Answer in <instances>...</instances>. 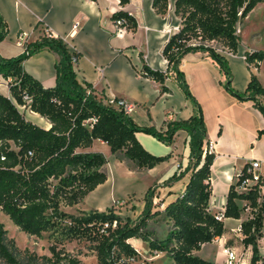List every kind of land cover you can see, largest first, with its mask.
Instances as JSON below:
<instances>
[{
    "label": "trees",
    "instance_id": "obj_1",
    "mask_svg": "<svg viewBox=\"0 0 264 264\" xmlns=\"http://www.w3.org/2000/svg\"><path fill=\"white\" fill-rule=\"evenodd\" d=\"M119 1L122 6L130 3V0ZM260 3L264 0L175 1V14L181 19V27L163 49L168 61L167 72L153 70L145 62L139 72L142 77L161 84L162 93L170 91L165 82L173 73L179 88L195 106L196 112L191 118L169 122L166 131L140 127L123 111L106 105L91 85L80 83L75 66L81 55L71 52L60 38L45 35L26 45L24 53L18 57L0 55V77L14 80L9 87L11 99L52 125L50 129H43L28 121L18 106L0 92V211L31 236H41L56 228L60 220L70 219L67 232L73 238L94 243L99 264H120L124 259L137 257L138 251L130 243L134 237L148 241L152 254L165 253L174 264H213L194 252L225 233L224 221L218 220L210 208L216 155L209 150L204 153L209 139L203 109L179 67L187 54H208L227 78L225 89L240 102H254L264 116V87L253 76L245 92L235 91L229 63L218 52L221 47L229 53H237L238 24ZM153 8L159 15H167L169 0H153ZM112 18L114 22L125 20L128 32L138 28L136 19L128 12L119 11ZM6 36L7 25L0 17V43ZM43 50L59 56L55 66L57 84L53 88H45L23 66L26 60ZM255 59L264 60V53L246 54L248 63ZM180 130L190 137V163L164 185L178 182L188 173L190 179L185 192L164 211V217L170 222L164 240L156 238L154 231L148 228L152 219L162 215L160 211H153L154 187L147 190L144 210L135 221L131 218L122 221L113 208L76 217L60 210L62 205L73 207L82 203L108 178L104 171L109 162L107 157L102 153L78 152L79 149H88L95 140H100L110 147L113 155L133 162L139 170L153 169L168 158L148 152L136 134L145 133L170 145ZM258 134L264 136V129ZM248 167L246 164L236 182L230 185L223 215L226 219L240 220L245 208L241 207V202H245L251 215L241 224L242 243L252 248L251 264H264L259 252V241L264 238V176L250 185L248 191H242L245 181L252 177L247 172ZM6 240V231L0 223V257L8 264H21ZM51 252L52 257H41L43 264H81L62 250L52 247ZM34 260L35 256L27 264H33Z\"/></svg>",
    "mask_w": 264,
    "mask_h": 264
},
{
    "label": "crops",
    "instance_id": "obj_2",
    "mask_svg": "<svg viewBox=\"0 0 264 264\" xmlns=\"http://www.w3.org/2000/svg\"><path fill=\"white\" fill-rule=\"evenodd\" d=\"M175 1L169 0L168 13L163 16L153 8V0H130L125 6L119 0H0V17L7 25V36L0 43V55L3 58H14L23 54L25 48L18 45V38L23 33L26 34V45L41 40L45 35L60 38L71 52L81 55L75 66L80 83L91 85L99 98H125L134 102L137 107L130 117L137 125L166 131L169 122L191 118L196 112L195 106L185 97L173 73L165 82L170 91L162 93L161 84L142 77L139 72L144 62L153 70L167 72L168 61L163 56V49L181 27V19L175 14ZM119 11L131 14L138 24L136 31H127L123 38L117 37L112 18ZM77 23L79 27L75 29ZM261 27H264V3L258 4L239 22L237 53H229L221 47L218 49L229 63L232 88L237 92H245L253 76L264 87V60L258 70L250 69L246 60L247 53H264L259 32ZM58 61L57 54L43 50L26 60L23 66L45 88H53L57 84L55 66ZM179 68L192 95L203 109L208 139L213 144L216 155L214 166L217 161L222 160L221 164L231 173L226 193L221 197L215 195L214 181L212 184L214 194L210 201L211 211L214 214H224L228 189L246 164L254 160L262 161L260 173L264 176V136L260 137L258 134L264 129V116L254 102H240L225 89L227 78L208 54H187ZM3 86L0 87V92L5 96H12L9 88L2 91ZM13 102L22 107L15 100ZM21 113L28 121L43 129H50L52 126L46 118L30 110L26 109ZM136 137L148 152L167 157V161L153 169L135 171L128 166V163L134 164L133 162L119 159L100 140H95L88 149L78 150L102 153L109 161L104 167L107 181L78 204L83 208L82 213L105 212L111 209L115 200L134 194L145 197L147 190L154 187L157 188L154 201L160 205L155 210L164 215L166 207L185 192L190 173L168 186L164 182L176 173L180 174L190 163L188 133L178 131L170 145L145 133H137ZM111 165L114 167L113 173L109 170ZM143 175L149 182L141 187L138 194L136 183L141 182ZM144 206L145 202L142 203V211ZM247 219L244 214L240 220L223 219L225 233L222 237L226 239L222 253L219 252V245L216 247L214 243H210L194 254L213 264H225V250L232 249L238 252L239 264H251L252 248L243 245L241 233L231 232L234 229L237 231ZM228 222H231L230 229L226 225ZM169 228L170 226L168 231ZM234 238L239 239L237 245L232 243L228 246L229 240ZM204 250H208V256L203 255ZM259 252L264 257V238L259 241ZM219 254L223 259H220Z\"/></svg>",
    "mask_w": 264,
    "mask_h": 264
},
{
    "label": "rangeland",
    "instance_id": "obj_3",
    "mask_svg": "<svg viewBox=\"0 0 264 264\" xmlns=\"http://www.w3.org/2000/svg\"><path fill=\"white\" fill-rule=\"evenodd\" d=\"M260 34L262 38V43L264 46V27H261ZM5 85V79L0 77V87ZM1 89V88H0ZM7 90L6 86L2 87V91L5 92ZM11 97V96H9ZM18 109L23 112L26 109L24 107H18ZM28 118V113H27ZM211 151V150H210ZM213 152V151H211ZM122 157V156H121ZM222 160H219L215 163L213 168V181L215 185V195L221 197L226 193L227 186L231 180V173L227 171L223 164H221ZM128 166L131 170L135 171H143L139 170L135 164L128 163ZM110 172H114L113 165L109 168ZM236 180V177H234ZM141 182L136 183V188L140 194L141 187H144L148 182V178L143 175L141 176ZM236 182V181H234ZM157 193V188H155V197ZM127 201V205L123 208H115L116 215H119L122 221H125L127 218H131L132 220H136L139 215H141L142 211V203L144 204V197H139L136 194L131 195L129 197L123 198ZM119 200V199H118ZM116 201V200H115ZM157 205L154 201V209L156 211ZM241 207L244 208L245 217H250L251 212L248 209V206H245V202H241ZM82 207L75 205L73 207L61 206L60 210L68 215L80 216L82 215ZM0 223H2L4 230L6 231V243L8 247L13 251L15 257L21 264H27L31 260H33V256L36 257V260L33 261V264H43V260L41 257H52L51 248H56L57 251L62 250L65 253L69 254L71 257L80 261L81 264H99L97 258V252L95 250V244L91 243L85 239L73 238L66 230L71 224V220L68 218L60 220V224L47 232H43L41 236H31L24 232H22L18 227H16L12 221L4 215L0 211ZM231 222H228L226 225L230 229ZM168 226H170V222L164 217V215L157 216L152 219L148 228L155 233V237L164 240L168 234ZM232 233L237 234L236 229L231 230ZM224 239L226 238H217L214 240V245H224ZM9 241H12L11 243ZM230 243L228 246H231L233 243L235 246L239 242V239L234 238L229 240ZM131 245L138 251V256L130 259H124V262L120 264H173L169 257L165 253H151L149 248V242L145 241L140 237H134L130 240ZM15 248H13L14 246ZM220 253H222L219 250ZM237 252V251H236ZM203 255L208 256V250H204ZM238 253V252H237ZM241 254V252H240ZM220 259H223V256L219 254ZM0 264H8L4 259L0 257Z\"/></svg>",
    "mask_w": 264,
    "mask_h": 264
},
{
    "label": "built area",
    "instance_id": "obj_4",
    "mask_svg": "<svg viewBox=\"0 0 264 264\" xmlns=\"http://www.w3.org/2000/svg\"><path fill=\"white\" fill-rule=\"evenodd\" d=\"M116 26V35L117 37L123 38L126 34L127 30V24L125 20H118L115 22ZM79 27V24L77 23L74 28L77 29ZM18 45L24 47L26 49V34L23 33L18 38ZM262 64V60L255 59L254 61L248 63V66L250 69L258 70ZM14 83L13 78L9 77L5 79V85L7 88H9ZM25 99H28V97H25ZM104 103L108 106H111L115 108L116 110L123 111L126 115H131L135 109L136 104L134 102H131L125 98H110V99H104ZM207 150L213 151V144L209 142L205 146V154ZM210 151V152H211ZM262 166V161L254 160L249 163V167L247 169V172L252 176L250 179H247L245 183L243 184L241 190L242 191H248V187L252 184L257 183L260 178L263 176L260 173V169ZM240 174V173H239ZM127 205V201L124 199H119L114 201L113 207L115 208H123ZM216 218L220 221L224 219V215L221 213H216ZM116 225V224H115ZM108 225H106L107 227ZM237 232H241V226L237 229ZM226 262L225 264H239V256L235 250L232 249H226Z\"/></svg>",
    "mask_w": 264,
    "mask_h": 264
},
{
    "label": "bare ground",
    "instance_id": "obj_5",
    "mask_svg": "<svg viewBox=\"0 0 264 264\" xmlns=\"http://www.w3.org/2000/svg\"><path fill=\"white\" fill-rule=\"evenodd\" d=\"M222 246H223V245L221 244V245H220V247H221V252H222Z\"/></svg>",
    "mask_w": 264,
    "mask_h": 264
}]
</instances>
